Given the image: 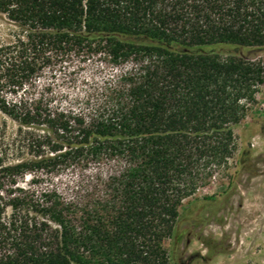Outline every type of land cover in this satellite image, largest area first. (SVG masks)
<instances>
[{"label":"trees","instance_id":"1","mask_svg":"<svg viewBox=\"0 0 264 264\" xmlns=\"http://www.w3.org/2000/svg\"><path fill=\"white\" fill-rule=\"evenodd\" d=\"M0 15V114L16 127L0 264H171L181 202L228 168L264 83L238 55L264 49V0H0ZM96 56L127 67L84 100L37 97L45 70ZM42 170L74 179L25 181Z\"/></svg>","mask_w":264,"mask_h":264},{"label":"rangeland","instance_id":"2","mask_svg":"<svg viewBox=\"0 0 264 264\" xmlns=\"http://www.w3.org/2000/svg\"><path fill=\"white\" fill-rule=\"evenodd\" d=\"M10 31L0 15V44L10 40ZM238 55L264 65V49H244ZM126 67L113 66L99 56L73 58L45 70L36 94L52 106L81 101ZM15 131V125L0 114V155H10L6 144ZM234 135L236 151L228 168L180 204L175 237L163 244L171 264H264V83ZM32 178L39 190L50 186L60 190L74 179L70 172L54 177L46 170L26 175L25 181Z\"/></svg>","mask_w":264,"mask_h":264}]
</instances>
